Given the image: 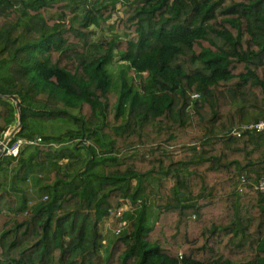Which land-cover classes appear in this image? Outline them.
<instances>
[{
    "label": "trees",
    "instance_id": "trees-1",
    "mask_svg": "<svg viewBox=\"0 0 264 264\" xmlns=\"http://www.w3.org/2000/svg\"><path fill=\"white\" fill-rule=\"evenodd\" d=\"M2 95L0 264H264V0H0Z\"/></svg>",
    "mask_w": 264,
    "mask_h": 264
},
{
    "label": "built area",
    "instance_id": "built-area-1",
    "mask_svg": "<svg viewBox=\"0 0 264 264\" xmlns=\"http://www.w3.org/2000/svg\"><path fill=\"white\" fill-rule=\"evenodd\" d=\"M245 128H249V129H255L256 131H261L264 129V120H259L258 122L256 123H249L247 125H244ZM237 135H239L238 132H235ZM40 142V138L37 137L35 139H32V140H27V141H21V140H18V141H15L11 146H7L5 145L2 149V154H5V155H12V156H16L17 155V152L19 150V148L23 145V144H29V145H35L37 143ZM254 189L255 190H258L260 192H263L264 193V179L261 178L257 185L254 186ZM124 208H118L116 210V213H115V218H117L119 220V222L115 225V229H114V233L117 234L120 229H121V225H123V220H120L121 217H122V214L124 213Z\"/></svg>",
    "mask_w": 264,
    "mask_h": 264
},
{
    "label": "rangeland",
    "instance_id": "rangeland-1",
    "mask_svg": "<svg viewBox=\"0 0 264 264\" xmlns=\"http://www.w3.org/2000/svg\"><path fill=\"white\" fill-rule=\"evenodd\" d=\"M115 18H116V13H114V14H112V16L110 17V19L107 21V23L108 24H111L112 23V21H114L115 20ZM109 33H108V27H104V29H99V32L97 33V38H103L105 35H108ZM8 133V131L5 133V135ZM4 135V136H5ZM53 146H55L56 147V145H53ZM152 203V201L151 200H149V204H150V206L152 205L151 204ZM124 208V211L125 212H133V208H131V206H124L123 207ZM152 213H151V211H150V213L148 214V219H149V221L151 220H153L154 219V217H155V212H154V209H152ZM115 223H114V220L113 219H108V218H104L101 222H100V228H101V231H102V234L103 235H106V234H108V235H113L114 234V229H115ZM106 240H103L102 239V241H101V243H103V244H105L104 242H105Z\"/></svg>",
    "mask_w": 264,
    "mask_h": 264
},
{
    "label": "water",
    "instance_id": "water-1",
    "mask_svg": "<svg viewBox=\"0 0 264 264\" xmlns=\"http://www.w3.org/2000/svg\"><path fill=\"white\" fill-rule=\"evenodd\" d=\"M2 97L10 99L14 103V106L17 111V123L12 129H10V131L0 141V155H1L3 147L12 140L13 136L21 128V113H20L21 103L19 101L18 96L17 95H2Z\"/></svg>",
    "mask_w": 264,
    "mask_h": 264
}]
</instances>
